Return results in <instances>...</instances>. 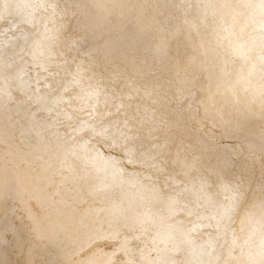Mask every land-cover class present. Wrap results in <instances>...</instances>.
<instances>
[{
    "label": "bare ground",
    "instance_id": "bare-ground-1",
    "mask_svg": "<svg viewBox=\"0 0 264 264\" xmlns=\"http://www.w3.org/2000/svg\"><path fill=\"white\" fill-rule=\"evenodd\" d=\"M261 4L0 0V264H264Z\"/></svg>",
    "mask_w": 264,
    "mask_h": 264
},
{
    "label": "snow or ice",
    "instance_id": "snow-or-ice-1",
    "mask_svg": "<svg viewBox=\"0 0 264 264\" xmlns=\"http://www.w3.org/2000/svg\"><path fill=\"white\" fill-rule=\"evenodd\" d=\"M261 7L262 8H264V4H261ZM42 70H45L46 71V69H42ZM39 82V81H38ZM41 99H43V97H41ZM75 131V130H74ZM262 207H264V206H262ZM248 241L247 240H245L244 241V243L246 244ZM233 243L235 244V241H233ZM262 243H264V241H262Z\"/></svg>",
    "mask_w": 264,
    "mask_h": 264
},
{
    "label": "rangeland",
    "instance_id": "rangeland-1",
    "mask_svg": "<svg viewBox=\"0 0 264 264\" xmlns=\"http://www.w3.org/2000/svg\"><path fill=\"white\" fill-rule=\"evenodd\" d=\"M262 52L264 53V50H263ZM262 52H261V54H260L261 59H262Z\"/></svg>",
    "mask_w": 264,
    "mask_h": 264
},
{
    "label": "flooded vegetation",
    "instance_id": "flooded-vegetation-1",
    "mask_svg": "<svg viewBox=\"0 0 264 264\" xmlns=\"http://www.w3.org/2000/svg\"><path fill=\"white\" fill-rule=\"evenodd\" d=\"M254 195V193L251 195V197Z\"/></svg>",
    "mask_w": 264,
    "mask_h": 264
}]
</instances>
